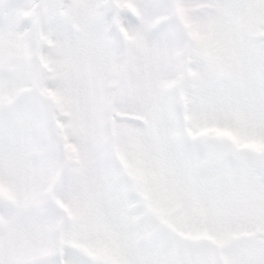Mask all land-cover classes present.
Masks as SVG:
<instances>
[{
    "label": "snow or ice",
    "instance_id": "obj_1",
    "mask_svg": "<svg viewBox=\"0 0 264 264\" xmlns=\"http://www.w3.org/2000/svg\"><path fill=\"white\" fill-rule=\"evenodd\" d=\"M169 83L177 92L166 90ZM0 106L29 134H47L43 149L51 159L24 156L29 175L60 149L52 122L66 107L87 109L78 135L95 137L97 147L110 123L175 154L183 116L193 110L218 125L246 123L250 138L264 145V0H0ZM123 112L146 123L120 119ZM241 131L235 127L231 138ZM17 155L0 145V204L12 209L0 216V264H85L54 259L58 221L36 198L35 184L13 168ZM243 159L224 170L243 185L204 193L193 209L219 254L195 247L198 259L181 255L177 264H264V155L254 182ZM175 243L183 254V242Z\"/></svg>",
    "mask_w": 264,
    "mask_h": 264
},
{
    "label": "rangeland",
    "instance_id": "obj_2",
    "mask_svg": "<svg viewBox=\"0 0 264 264\" xmlns=\"http://www.w3.org/2000/svg\"><path fill=\"white\" fill-rule=\"evenodd\" d=\"M107 87L120 89L119 84ZM165 88L171 93L179 86L169 83ZM86 110H58L52 127L60 149L48 167L31 175L24 156L51 159L43 149L46 132L34 128L29 134L11 108L0 114V145L18 154L13 168L18 167L35 184L36 198L58 221L52 233L59 249L54 259L77 257L85 264H177L181 255L198 259L195 247L206 246L219 254L216 237L199 228L193 209L204 193L243 185L244 178L226 176L224 170L243 165L244 157L253 169L247 179L255 181L254 169L264 155V145L250 138L248 125L210 123L193 110L183 116V136L176 138L175 154L168 144L121 134L110 123L107 137L97 147L95 137L85 140L78 135ZM118 115L146 123L135 113ZM235 127L245 131L233 140L230 134ZM11 210L0 204V216ZM175 241L185 245L183 254Z\"/></svg>",
    "mask_w": 264,
    "mask_h": 264
}]
</instances>
